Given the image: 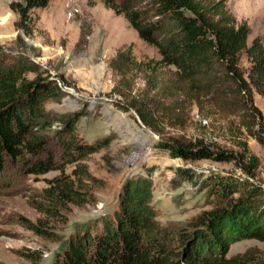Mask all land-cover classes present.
Masks as SVG:
<instances>
[{"label":"trees","instance_id":"obj_1","mask_svg":"<svg viewBox=\"0 0 264 264\" xmlns=\"http://www.w3.org/2000/svg\"><path fill=\"white\" fill-rule=\"evenodd\" d=\"M51 1H12L9 6L19 15L16 28L32 37L33 11L47 8ZM103 2L116 15H123L139 37L156 46L161 55L160 59L139 60L133 45H129L120 48L110 61V68L119 77L111 93L128 102V108L135 109L145 125L156 129L152 110H165V105L149 96L137 100L132 95L134 82L143 74L150 85L153 75L174 67L175 79L163 85V97L178 92L200 109L206 106L226 116H239L242 125L264 147V114L254 104L255 93L264 96V38L258 35L249 43V23L237 19L227 0ZM89 35L83 25L78 46H86ZM18 41L26 44L20 36ZM244 55L250 62L248 70L241 64ZM8 57L0 44V167L10 161L31 174L59 170L61 174L44 193L50 204L41 202L37 207L56 216L57 209L69 203L84 204L80 188L85 180L95 179L84 160L100 151L106 141L86 143L78 137L79 113L51 118L45 103L60 97V78L27 55L13 60ZM55 123L60 128L52 129ZM51 129L52 136L48 133ZM55 139L58 152L53 147ZM243 145L239 155L219 148L214 151L202 142L179 145L176 150L186 160L234 161L254 176L260 158L246 143ZM68 164H76L69 175L65 173ZM217 184L222 203L196 218L191 228L173 232L156 218L152 179L131 178L114 213L105 216L94 232L86 226L72 236L56 264H247V254H228L232 244L241 239L264 241V201L260 199L264 189L250 180L242 191L238 179ZM31 224L39 232H49L44 225ZM36 253L28 249L27 257L36 260L40 255Z\"/></svg>","mask_w":264,"mask_h":264},{"label":"rangeland","instance_id":"obj_2","mask_svg":"<svg viewBox=\"0 0 264 264\" xmlns=\"http://www.w3.org/2000/svg\"><path fill=\"white\" fill-rule=\"evenodd\" d=\"M12 1L0 0V44L9 53L8 59L27 55L58 76L63 91L59 98L45 103L50 117L79 113L78 137L86 143L106 141V145L84 160L95 178L85 180L80 188L84 204L69 203L58 208L56 216L37 207L41 202L50 204L44 193L61 174L59 170L31 174L10 161L0 167V264H56L72 236L87 227L94 232L105 216L114 213L131 178L152 179L156 218L173 232L191 228L196 218L222 203L223 196L217 192L219 181L238 179L242 191L250 180L264 189V147L242 125L239 116H226L206 106L200 109L178 92L163 97V85L175 79L174 67L153 75L150 85L143 74L134 82L132 95L137 100L149 96L165 105V110H152L156 129L145 125L135 109L128 108V102L111 93L119 77L110 68V61L120 48L133 45L139 60L160 59L161 55L103 0H52L47 8L33 11L32 37L16 28L18 20L9 19V12L14 13L9 6ZM227 5L239 21L249 23V43L258 35L264 38V0H227ZM83 25L90 35L86 46H78ZM19 36L26 44L18 41ZM241 64L249 69L246 55ZM254 104L264 114V96L255 93ZM58 124L52 129L60 128ZM52 129L48 131L51 136ZM198 142L235 155L246 143L260 158V165L251 176L234 161L186 160L177 154L179 145ZM53 147L57 152L60 149L56 139ZM75 167L68 164L65 173L71 174ZM260 199L264 201V194ZM31 223L44 225L49 232H39L31 228ZM28 249L40 254L39 258L27 257ZM238 254L248 255L247 264H264V241H236L228 256Z\"/></svg>","mask_w":264,"mask_h":264},{"label":"crops","instance_id":"obj_3","mask_svg":"<svg viewBox=\"0 0 264 264\" xmlns=\"http://www.w3.org/2000/svg\"><path fill=\"white\" fill-rule=\"evenodd\" d=\"M19 16H17V13L10 14L9 12V19L13 20V22H16L18 20Z\"/></svg>","mask_w":264,"mask_h":264}]
</instances>
